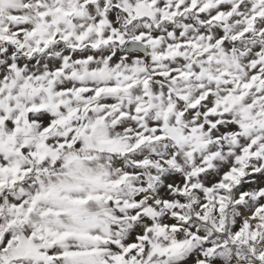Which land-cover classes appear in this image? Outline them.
I'll use <instances>...</instances> for the list:
<instances>
[{
    "label": "snow or ice",
    "instance_id": "6c2138e0",
    "mask_svg": "<svg viewBox=\"0 0 264 264\" xmlns=\"http://www.w3.org/2000/svg\"><path fill=\"white\" fill-rule=\"evenodd\" d=\"M0 264H264V0H0Z\"/></svg>",
    "mask_w": 264,
    "mask_h": 264
}]
</instances>
